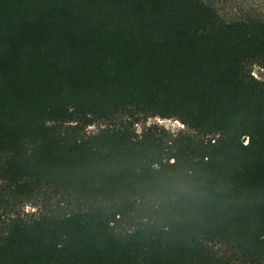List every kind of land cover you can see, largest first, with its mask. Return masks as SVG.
<instances>
[{"label":"trees","instance_id":"obj_1","mask_svg":"<svg viewBox=\"0 0 264 264\" xmlns=\"http://www.w3.org/2000/svg\"><path fill=\"white\" fill-rule=\"evenodd\" d=\"M225 16L0 0V264H264V13Z\"/></svg>","mask_w":264,"mask_h":264},{"label":"rangeland","instance_id":"obj_2","mask_svg":"<svg viewBox=\"0 0 264 264\" xmlns=\"http://www.w3.org/2000/svg\"><path fill=\"white\" fill-rule=\"evenodd\" d=\"M221 12L226 15L225 17H234L242 14L243 11L251 9L256 13H264V0H213ZM252 73L254 77L262 79L264 77V70L259 66H253ZM178 121L172 119H159L149 118L145 125L158 124L164 128L172 131H184L185 127L177 123ZM144 124L140 123L136 125L137 131L143 128ZM99 125H92L88 127L89 133H94L98 130ZM25 211H31L32 208L29 205L25 206Z\"/></svg>","mask_w":264,"mask_h":264},{"label":"snow or ice","instance_id":"obj_3","mask_svg":"<svg viewBox=\"0 0 264 264\" xmlns=\"http://www.w3.org/2000/svg\"><path fill=\"white\" fill-rule=\"evenodd\" d=\"M177 123H179V122H177Z\"/></svg>","mask_w":264,"mask_h":264}]
</instances>
